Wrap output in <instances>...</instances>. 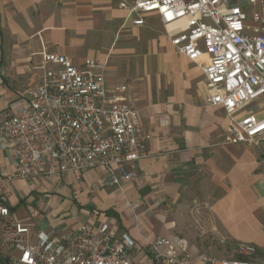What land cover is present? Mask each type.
Instances as JSON below:
<instances>
[{
	"label": "crops",
	"instance_id": "obj_1",
	"mask_svg": "<svg viewBox=\"0 0 264 264\" xmlns=\"http://www.w3.org/2000/svg\"><path fill=\"white\" fill-rule=\"evenodd\" d=\"M121 1L132 0H0V111L40 82L45 53L82 71L93 59L137 112L146 156L127 169L142 181L108 185L102 167L12 178L16 162L0 148V198L30 243L39 232L62 239L107 224L140 248L134 264H146L142 249L157 237L183 239L192 264L230 258L237 244L264 262V142L225 144L228 118L207 104L201 69L176 52L155 14L135 26Z\"/></svg>",
	"mask_w": 264,
	"mask_h": 264
},
{
	"label": "built area",
	"instance_id": "obj_2",
	"mask_svg": "<svg viewBox=\"0 0 264 264\" xmlns=\"http://www.w3.org/2000/svg\"><path fill=\"white\" fill-rule=\"evenodd\" d=\"M135 26L155 14L170 44L202 71L206 102L228 118L225 144L264 142V0L121 1ZM40 82L0 111V148L16 164L12 178L32 179L102 167L108 185L141 177L127 165L146 156L138 115L125 86L108 89L104 65L84 61L85 70L61 55L45 53ZM264 178V174H263ZM0 241L9 256L0 264H134L140 248L107 224L96 231L81 225L56 239L12 218L0 198ZM146 264H192L187 243L157 237L144 249ZM237 258H202L200 264H264L252 245L237 244Z\"/></svg>",
	"mask_w": 264,
	"mask_h": 264
},
{
	"label": "rangeland",
	"instance_id": "obj_3",
	"mask_svg": "<svg viewBox=\"0 0 264 264\" xmlns=\"http://www.w3.org/2000/svg\"><path fill=\"white\" fill-rule=\"evenodd\" d=\"M14 89H18V90H22V89H27L28 86L27 85H23V84H19V85H16V86H13ZM0 255L4 258L8 257L9 254L8 252L5 250V248L2 246V243L0 241ZM231 259L232 258H237V255L235 253V250H233V253H232V257H230ZM225 259H229V258H225ZM253 260H256V257L253 258ZM257 261V260H256Z\"/></svg>",
	"mask_w": 264,
	"mask_h": 264
},
{
	"label": "trees",
	"instance_id": "obj_4",
	"mask_svg": "<svg viewBox=\"0 0 264 264\" xmlns=\"http://www.w3.org/2000/svg\"><path fill=\"white\" fill-rule=\"evenodd\" d=\"M0 261H4V262H6V260H5V259H3V258H0Z\"/></svg>",
	"mask_w": 264,
	"mask_h": 264
}]
</instances>
